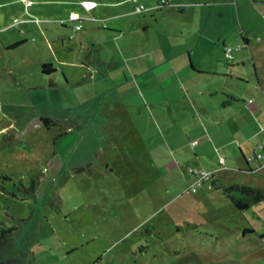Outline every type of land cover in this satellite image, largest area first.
Instances as JSON below:
<instances>
[{"label":"rangeland","instance_id":"374dc122","mask_svg":"<svg viewBox=\"0 0 264 264\" xmlns=\"http://www.w3.org/2000/svg\"><path fill=\"white\" fill-rule=\"evenodd\" d=\"M211 2L0 0V226L16 228L13 240L24 264H264V200L241 211L222 190L237 184L264 191V167L248 173L242 156L252 157L254 145L242 152L237 143L210 147L200 161L190 146L181 151L185 156L167 151L151 120L156 102H149L163 98L162 90L112 88L122 66L146 63L127 60L126 50L144 51L146 38L167 52L178 48L176 41L170 47L157 42L154 27L138 37L139 21L153 15L164 30L180 26L183 38L195 20L200 29L212 9L203 35L208 45L194 50V60L212 48V64L217 55L231 64L222 54L225 41L232 56L246 61L235 67L247 80L239 82L232 104L250 106L251 98L259 106L262 90L249 87L257 82L240 35L254 42L246 22L259 28L264 19L248 7L243 19L240 6L237 21L233 3ZM153 5L157 9L147 11ZM114 26L123 32L112 33ZM42 63L54 71L43 73ZM119 95L129 100L123 106ZM134 104L141 105L139 120ZM211 107L209 124L219 121L212 122L214 135L239 137V130L233 135L237 108ZM219 156L225 165L215 171L214 186L202 182L192 191L189 168L214 170ZM237 165L246 171L232 169Z\"/></svg>","mask_w":264,"mask_h":264},{"label":"crops","instance_id":"0c3cea01","mask_svg":"<svg viewBox=\"0 0 264 264\" xmlns=\"http://www.w3.org/2000/svg\"><path fill=\"white\" fill-rule=\"evenodd\" d=\"M211 3L216 7L220 4H226L227 6L233 3L237 15V21L240 19L238 11L240 6L243 19H246L247 9L245 8L247 7L250 11H254L255 14L264 19V0H212ZM85 5L89 8L93 5V2H85ZM155 7L156 6L154 5L149 6L147 7V11L152 12L157 9ZM134 11L135 10H133V13ZM208 11L210 14L208 13L205 16L206 18L202 21L201 28L199 29L201 22H196L195 20V23H193L194 28L192 27V31L189 33L187 32L183 38L181 36L185 31L180 26L172 25L169 30L166 28L164 30L160 27L158 19L152 17L153 15L148 18L145 17V19L139 21L134 28V32L137 31L138 37L142 36L144 38L151 31L152 27H154L153 29L155 33L153 34L155 35L157 42L170 47L171 43H175L176 41V43L179 44L178 48L174 47L175 50H173V52H167L163 50L161 46H149V43L151 42L150 38H146L144 40L145 42L143 41V44L147 47L144 51L142 50V52H138V54H130V52L126 50L125 52L129 54V56H126L127 60L131 58H143L146 63L141 66L139 65L136 69H134L133 66H128V68L122 66V72L124 73L123 77L120 75V77L116 78L112 88L119 89V87L126 86L127 88L135 87V89L139 87L142 90H151V92L153 90L156 91L158 88L159 92L162 90L164 93L163 98H150L149 102H156L150 105V107L153 106L151 109L154 111L151 113V120L156 126V132L165 139L164 144L166 145L165 148L167 151H172L173 153L177 152V154L185 156L182 155L181 151L190 146L192 147L193 157L199 161L200 156L205 155L204 153H206L205 151H207V148L211 147L213 151H216L224 148L226 145L235 143L240 147L239 151H241V148H243L244 145H254V148L251 149L252 154L254 151H264V149H258V146L261 143H264V118L262 117L264 114V26L258 28L257 26H254V24L250 25L252 21L248 20L246 22V26L248 28L250 27L248 29L249 32L255 34L253 35L254 42H251L244 36V31H242V35H240L243 45L249 48V59L254 67L253 73L257 82V86L251 84L249 87L256 90V92L259 91L258 87H261L260 89L262 92L259 91L260 93L257 94L262 97V101H260L258 106L252 104L253 101L250 102V98L248 100L249 102H247L250 106L246 104L239 106L238 104H232L231 101L237 100L236 95L238 94L237 86L239 82L243 83L242 81L244 79L247 80V77L240 76L235 70V67L241 65V67L244 68L246 65L244 55L241 56L238 54L232 56L230 51V57L226 59L223 51L225 50V47L231 46L226 45L225 41H222L223 57L225 60H231V64L228 62L224 63L218 55L215 64H212L211 56L215 53L214 50L212 51V48L211 51L207 50L208 53L205 55L207 56V61L203 59L205 56L200 60H197L196 56V60H194V50L200 46L208 45L207 43L204 44L203 38L208 18L212 15V9L211 11L210 9ZM185 12V9L180 11L181 14H184ZM223 15L224 13L220 11L219 18H222ZM113 28L115 29H111L112 33L116 32L121 34L124 30V28L119 29L116 26ZM195 34H197V37L192 39L191 36L194 37ZM168 36L172 38L180 37L182 40L178 41L171 38L167 40ZM181 45L184 47L179 48ZM167 47L164 48L167 49ZM237 47L238 49L241 48L240 45H237ZM98 63H103V61L101 60ZM233 71H235L236 74H234ZM222 94L227 97L231 96L234 100L223 102ZM205 95H207V97H205ZM105 96L106 95H104V97ZM118 97L120 100V106L124 105L125 100L129 101L126 97H123L124 99H122V96L120 95ZM139 105H132L133 109L135 108L138 113L137 120H139L142 115V113L139 112L142 111L141 105L140 107ZM211 106H216V110H221L222 108L224 112L228 107H236L239 113V118H243L245 114L244 118L247 119V123L243 121L245 123L244 126L239 118L235 119L237 121L235 124L236 131L233 135L239 130V137L236 138L235 136H232L227 140L219 139V135H216L219 134V132L217 130L214 131V126L212 125V122L216 125L219 123L218 118H216L215 121L211 120L209 124V110L214 108ZM240 111L243 113H240ZM202 120L206 122H203ZM132 121L134 122L133 119ZM249 124L250 126H248ZM214 132H217L215 134L216 136L214 135ZM168 137L172 139V143L169 142ZM216 138L218 140H215ZM247 159L249 161L248 173H251L253 169L258 170L264 167V163L261 161L262 159H256L253 156ZM253 160L258 163V166L255 168L250 165ZM224 165L221 167V170L224 169ZM232 169H236L238 172L246 171L239 165L233 166Z\"/></svg>","mask_w":264,"mask_h":264},{"label":"trees","instance_id":"16d2710c","mask_svg":"<svg viewBox=\"0 0 264 264\" xmlns=\"http://www.w3.org/2000/svg\"><path fill=\"white\" fill-rule=\"evenodd\" d=\"M226 48L228 47H225L224 51H226ZM224 51H223V54H224ZM231 51H232V48H231ZM225 58L228 59L229 57L228 58L225 57ZM41 69H42V72L45 74H50L51 72L54 71L51 64L49 63H42ZM229 98H231V100H234V98L231 96H229ZM44 122L47 123L46 121ZM260 150H263V149H260ZM256 153H262V152L254 151L252 154L254 158H256L255 157ZM242 156L245 162L249 164L248 159L243 154ZM220 159H222V157L218 158L217 160L218 165L214 170L206 171L205 169H198V168L190 169L189 168V173L195 176V180L193 181L192 187H191L192 191H195L194 186H198L202 182L207 183L208 188L210 187L212 188L214 186V181H215L214 173L215 171L221 169V167H223V165L225 164L224 159H222L223 162H221ZM36 186L34 183H31L30 190L35 192ZM222 190L227 194L228 198L234 203L237 209L241 211L248 209L252 204L254 205L264 200V191L259 188H254L252 186L231 184L227 188H223ZM234 191H237L239 196L235 194H231V192L233 193ZM9 195L14 196V193L9 194ZM15 230L16 228L14 226H10V227L0 226V264H24L23 260L21 259V256L18 253L17 245L13 240V233L15 232ZM246 231L250 232L248 230Z\"/></svg>","mask_w":264,"mask_h":264},{"label":"built area","instance_id":"2783aa9c","mask_svg":"<svg viewBox=\"0 0 264 264\" xmlns=\"http://www.w3.org/2000/svg\"><path fill=\"white\" fill-rule=\"evenodd\" d=\"M71 17H72V19H75L76 15H72ZM230 51H231V48H229V47L226 48V51H224L225 57H227V58L230 57V53H229ZM258 148L259 149H264V143H261L258 146ZM255 157L258 158V159L264 158V153H256ZM220 161L223 162L222 159H220Z\"/></svg>","mask_w":264,"mask_h":264}]
</instances>
